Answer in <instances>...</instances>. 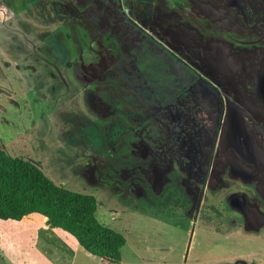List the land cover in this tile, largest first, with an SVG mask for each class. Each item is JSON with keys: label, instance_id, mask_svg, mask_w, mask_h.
I'll use <instances>...</instances> for the list:
<instances>
[{"label": "rangeland", "instance_id": "374dc122", "mask_svg": "<svg viewBox=\"0 0 264 264\" xmlns=\"http://www.w3.org/2000/svg\"><path fill=\"white\" fill-rule=\"evenodd\" d=\"M161 1L0 0V148L13 158L31 160L56 185L95 196L99 201V222L126 237L120 264H264V230L247 228L236 208L216 199L219 190L213 196L210 185L214 186L217 179L215 169L208 185L202 186L201 179L198 186L195 184L202 198L197 209L191 207L189 212L172 204L180 203L175 193L164 194L160 189L165 170L162 138L170 147L162 130V117H181L171 102L182 109L183 117H193L192 111L201 101L204 106L209 104L206 90L204 94L199 89L192 94L182 91L188 76L180 79L181 92L168 105L147 103L138 92L140 84H132V56L139 58L150 48L147 43L141 48L137 45L145 38L140 31L153 35L159 30L160 16L165 13ZM208 1L221 13L225 10L222 21L228 23L227 28L233 30L241 24L249 28L250 35L242 38L235 32L227 35L217 29L218 34L212 39L201 33L198 44L205 56L204 64L199 65L201 75H208L211 55L222 59L224 49L237 51L234 54L238 56L250 50L252 55L254 51L264 53V28L260 41L256 38L257 27L251 25L255 12L264 7V0ZM175 3L172 0L170 4L172 12L177 10ZM149 6L152 18L156 17L152 26L143 22ZM244 9L249 10L248 17L243 14ZM120 22L123 24L117 27ZM127 26L131 31L129 39L123 35ZM260 26L264 27V18ZM133 36L137 41L133 42ZM155 38L175 52L180 49L176 46L180 41L175 44V33L167 37L157 32ZM187 44L191 47V43ZM241 49L244 51L239 52ZM160 58L150 53L149 62ZM94 66L114 74L119 85L112 80H96L92 74ZM135 69L138 77L140 72ZM183 71L198 80L197 85L207 88L192 70ZM99 91L114 93L119 101L117 112L101 117L92 109L87 94ZM138 114L141 116L136 117ZM146 151L150 153L147 155ZM151 153L158 162L150 170ZM171 156L167 176L176 183L181 177L196 183L184 165H190V159L184 157L177 164L175 151L171 150ZM204 171L200 172L203 177ZM150 176L154 177L152 182ZM246 185L249 184L241 185L243 190L252 189ZM242 187H238L239 192ZM224 191L232 192L228 187L220 191L229 203ZM145 193L150 197H145ZM213 198L212 204L221 212L214 224L193 227L200 220L204 205ZM19 223L22 222L0 220V264H19L20 257L24 264H34L29 247L22 248L26 240L20 238H26V234ZM38 233L44 236L43 248L49 240L56 241V247L64 242L54 228L39 229ZM82 251L71 254L74 264H109ZM67 259L66 256L64 263L72 264Z\"/></svg>", "mask_w": 264, "mask_h": 264}, {"label": "flooded vegetation", "instance_id": "af4514ba", "mask_svg": "<svg viewBox=\"0 0 264 264\" xmlns=\"http://www.w3.org/2000/svg\"><path fill=\"white\" fill-rule=\"evenodd\" d=\"M171 3L172 0L161 1V9H164L165 13L160 16L161 25L157 32L160 36L167 37L171 36V33H175V44L178 43V40L180 41V44L176 45L180 49L176 52L157 41L155 38L157 32L154 31L155 34L150 35L136 24L133 23V26L141 29L140 32L145 35L144 40L140 42L144 41V45L147 43L149 49L154 50L148 52L159 55L163 59V61L161 58L153 60L159 62L157 65L169 77V82L163 87L165 90L162 94L164 101H171L172 97L176 98L177 92H181L177 89L175 95L171 94L174 87L170 86L174 81L178 86V81L182 78L186 79L188 76L186 87L182 91L186 90L192 94L196 92V89H199L204 94L206 90L209 104L204 106L201 101L200 105H197L192 111L193 117H183L182 109L176 103L172 104L171 102V106L177 109L181 117H162L164 118L162 130L170 147L162 138L165 156L162 166L165 170L162 171L161 180L167 177L171 169L172 150L175 151L177 164L184 157L190 159V165L186 164L187 162L184 165L189 170L190 178L196 183H191L187 180L188 178L181 177L178 178L176 185L167 183L160 189L164 194L166 192L175 193V198L180 202L177 204V208L189 212L191 207L197 209L202 198L195 184L198 186L201 179V181L203 180L202 186L208 185L209 179L212 178L210 173L213 174L215 169L217 179L215 187L210 185L211 189L213 187L210 192L214 196L216 195L215 191L219 190L217 193L219 198H214L219 199L222 205L225 203L229 208H236L241 215V222L247 228L264 230V53L256 54L254 51L255 56L252 55V50L245 53L241 49L239 52L242 54L238 56L234 54L238 53L237 51L224 49L222 59H217V57H221L220 55H211L213 61L208 63L210 71L208 75H201L199 65L205 62V56H202L204 52L198 44L201 33L206 38L213 39L218 34L217 29L219 31L223 29L222 33L229 35L230 32H235L244 38L249 33V28L241 24L236 25L234 31L227 28L229 27L228 23L222 21L226 15L225 10L221 13L218 11L220 9H216L208 0H176L175 6H178L174 12L171 11ZM147 9L149 13L143 14V22L148 25L150 23L152 26L156 17L152 18L151 6ZM193 14H196V17H193ZM243 14L248 17L249 10L244 9ZM263 18L264 7H259L251 25L254 24L257 27L256 38L260 41L263 39L262 29L264 27L260 26ZM135 37L132 38L133 42L137 41ZM147 38L154 39L161 47H153L146 41ZM187 43H191V47ZM162 53L166 56H163ZM186 68L192 70L196 77L203 80L207 84V88L197 85L198 80L189 78V75L183 71ZM150 167L155 169L156 166L151 165ZM203 171L204 177L200 174ZM149 178L152 182L151 178L154 177L150 176ZM154 184L152 183V187ZM245 184L251 185L252 189L243 190L242 186ZM225 187H228L232 192V194L223 192L228 193L226 199L229 203L224 201L220 195V191ZM238 187H242L240 192ZM214 198L204 205L200 213V220L193 227L205 225L204 216L207 221H210L207 223L208 227L214 224L216 215L218 217L221 213L216 209L215 204H212ZM189 200L190 205H187L186 201ZM172 204L171 206H173ZM182 216L184 220L188 221L184 213Z\"/></svg>", "mask_w": 264, "mask_h": 264}, {"label": "trees", "instance_id": "16d2710c", "mask_svg": "<svg viewBox=\"0 0 264 264\" xmlns=\"http://www.w3.org/2000/svg\"><path fill=\"white\" fill-rule=\"evenodd\" d=\"M121 24L123 23L120 22L117 27ZM130 33V28L127 26V31L123 35L129 39ZM146 41L153 47H159V43L152 38H147ZM137 45L141 48L144 43L139 42ZM148 51L153 52L154 50L147 49L139 58L132 56L131 61L140 72L137 77L135 67H131L133 70L131 71L132 84L134 86L140 84L138 92L147 103L164 102L168 105L169 101L165 102L162 94L165 91L163 87L169 82V77L167 75L164 77L166 72L161 71L162 68L160 69L157 65L158 61L149 62L150 53ZM92 74L100 82L112 80L119 85L114 74L105 73L97 66L93 67ZM146 83L149 84L147 87H145ZM175 84L177 82L174 81L171 86L174 87L171 90V94L174 95L178 89ZM113 94L111 91H99L97 94L89 92L87 101L96 113L101 117H107L117 112L119 108V101ZM140 116L141 114H138L136 117ZM143 137L145 140L148 138ZM148 153L150 152L146 151L147 155ZM161 156L164 159L163 150ZM149 157L150 166L158 162L152 153ZM149 169L151 170V167ZM167 183L176 185L175 180L167 176L160 182V186ZM148 196L150 197V194L145 193V197L148 198ZM173 205L176 206L177 202ZM98 207L99 201L95 196L56 185L31 160L23 157L13 158L0 148V220L20 222L33 214H39L48 219L51 228L62 229L75 237L88 253L109 264H120L123 258L122 251L127 243L126 237L99 222L96 216ZM205 218L206 216L203 220L206 224L210 223Z\"/></svg>", "mask_w": 264, "mask_h": 264}, {"label": "crops", "instance_id": "0c3cea01", "mask_svg": "<svg viewBox=\"0 0 264 264\" xmlns=\"http://www.w3.org/2000/svg\"><path fill=\"white\" fill-rule=\"evenodd\" d=\"M20 222H22V223H19L23 227L22 232L26 234V238H23V237L20 238V240H26L22 248L25 246L29 247L27 251H29L30 254L32 255L34 264H65L64 259L66 256L68 257L67 261H71V254L77 255L80 253L81 250H84L82 252H85L87 256H93L92 254L88 253L78 243L75 237L65 232L64 230L58 229V228H55L54 230H57V232H60V234H62L64 242L61 243V246L56 247L54 244L56 243V241L49 240L46 243L47 247L43 248L44 244L42 240L44 239V236H41L38 233V230L39 229L48 230L52 228L50 227V224H49L50 222L48 221V219L39 214H33L28 219L20 221ZM45 222H47L48 225L44 226ZM38 245L42 248H39ZM53 251H57V252L54 254ZM66 252L68 253L67 255H66ZM56 254H58L59 257H57ZM74 257L75 256H73L72 259H74ZM93 257H96V256H93ZM25 259L26 258L24 255L23 260ZM71 262L72 264L75 263L74 260ZM19 264H24L21 257H20Z\"/></svg>", "mask_w": 264, "mask_h": 264}]
</instances>
